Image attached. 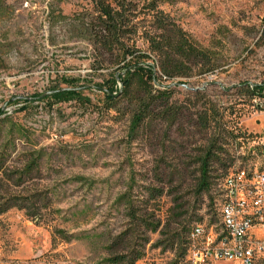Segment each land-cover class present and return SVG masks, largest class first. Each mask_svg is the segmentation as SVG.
<instances>
[{"label":"rangeland","instance_id":"374dc122","mask_svg":"<svg viewBox=\"0 0 264 264\" xmlns=\"http://www.w3.org/2000/svg\"><path fill=\"white\" fill-rule=\"evenodd\" d=\"M126 1L136 7L129 43L155 63L153 89L169 85L168 105L185 114L172 125L152 115L135 129L136 103L104 96L117 66L80 33L90 0H0V203L12 196L25 203L0 213V264H97L130 251L142 253L135 264H173L179 250L168 245L163 225L176 227L179 213L188 228L208 224L224 172L264 167V109L256 108L264 98L249 101L232 88L264 79V0ZM151 1L215 52V71L194 68L178 85L161 76L145 39L154 31ZM71 87L78 96L44 98ZM209 105L223 110L220 142L229 166L214 164L210 188L199 193L196 158L214 129L191 122ZM150 222H159L156 231Z\"/></svg>","mask_w":264,"mask_h":264},{"label":"trees","instance_id":"16d2710c","mask_svg":"<svg viewBox=\"0 0 264 264\" xmlns=\"http://www.w3.org/2000/svg\"><path fill=\"white\" fill-rule=\"evenodd\" d=\"M90 1L93 4V10L87 17L80 19V33L107 65L117 66L116 75L109 79V85L103 89L104 96L112 103H115L118 97L129 98V100L136 103V109L133 111L131 119L135 129L140 126L146 117L152 115L169 120L171 125L177 122L179 117L185 118L181 107L172 106L173 104L168 105L171 92L169 85H164L163 90L153 89V83L157 81L158 77L155 72V63L149 64L141 60L140 58H148L149 55L136 54L134 44L129 43L130 36L136 33L137 23L133 21L136 16L135 5H130L126 0ZM146 7L149 12H152L154 31L153 33L145 32V39L148 42L149 51L156 58V65L160 69L161 76L165 80H172L174 85H178L183 83L182 78L191 76L194 68L197 69L198 74H205L213 72L219 67L215 52L209 47L199 45L173 21L162 16L155 1H151ZM127 57H129L128 60H126ZM175 79L177 80L175 81ZM117 82H120V87H117ZM232 88L236 90L237 94L249 101L256 97L264 98V79L258 83L241 81L233 85ZM78 94L77 88L71 87L45 95L44 98L65 101L78 96ZM194 96L204 97L199 91H196ZM156 104H160L162 109L152 114L151 106ZM260 106L261 104H257L256 108L263 110L264 106ZM222 116L223 110L215 105H209L196 111L195 119L191 122L192 126L199 130L214 129L207 143L199 149L196 158L198 163L196 187L199 193L210 188L213 178L212 172L216 170L213 168L214 164H217L224 171L229 166L222 156L225 150L220 142V131L225 128V124L221 121ZM234 138L236 139V136H233ZM34 160L36 159L30 162V167ZM226 174L227 171L222 175L220 185ZM23 200V198L17 196L4 199L0 203V213L11 207L25 208ZM214 213L209 223L216 221V212ZM182 216L185 218V213L177 215L181 220L172 229L169 224L163 225V229L167 231L166 240L168 245L173 248L176 244L180 258L185 253V243L190 231L188 226L182 224L184 221ZM149 225L151 231H156L159 222H150ZM141 255L140 251H130L119 257L106 258L97 264H135L141 258Z\"/></svg>","mask_w":264,"mask_h":264},{"label":"built area","instance_id":"2783aa9c","mask_svg":"<svg viewBox=\"0 0 264 264\" xmlns=\"http://www.w3.org/2000/svg\"><path fill=\"white\" fill-rule=\"evenodd\" d=\"M215 211L216 221L192 225L185 253L175 264L264 263V167L231 168Z\"/></svg>","mask_w":264,"mask_h":264},{"label":"water","instance_id":"95a60500","mask_svg":"<svg viewBox=\"0 0 264 264\" xmlns=\"http://www.w3.org/2000/svg\"><path fill=\"white\" fill-rule=\"evenodd\" d=\"M65 89H69V88H58V89H56V90H50V91H48V92L46 93V95L51 94V93H53V92H55V91H62V90H65Z\"/></svg>","mask_w":264,"mask_h":264}]
</instances>
